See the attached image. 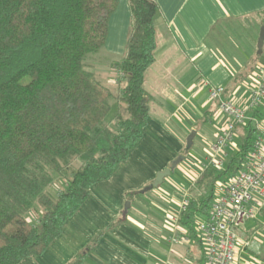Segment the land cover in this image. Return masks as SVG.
Masks as SVG:
<instances>
[{"label":"trees","instance_id":"trees-1","mask_svg":"<svg viewBox=\"0 0 264 264\" xmlns=\"http://www.w3.org/2000/svg\"><path fill=\"white\" fill-rule=\"evenodd\" d=\"M128 5L124 54L110 63L125 79L124 108L111 127L104 118L113 93L85 60L103 47L117 0H0V264L42 254L91 187L110 178L143 137L150 110L144 74L155 60L159 9L156 0ZM259 14L264 20V9ZM256 135L247 121L225 164L199 172L178 225L199 239L194 219L208 214L216 183L241 169ZM58 179L65 186L53 194ZM147 190L125 193L126 202ZM38 208L36 223L27 219ZM120 219L67 264H80Z\"/></svg>","mask_w":264,"mask_h":264},{"label":"crops","instance_id":"crops-1","mask_svg":"<svg viewBox=\"0 0 264 264\" xmlns=\"http://www.w3.org/2000/svg\"><path fill=\"white\" fill-rule=\"evenodd\" d=\"M156 2L157 48L155 60L144 74L150 110L143 137L110 178L91 187L87 199L46 250L18 264H67L98 231L117 218H121L120 222L103 234L80 264H204L201 244L190 240L189 231L178 233L183 245H176L179 240L174 244L161 241L156 220L146 216V208L152 204L162 207L170 214L173 228H177V221L172 217L178 211L168 207L162 192L150 195V184L181 154L188 131L198 121L194 137H209L212 143L228 120L217 109L216 101L212 100L213 107L208 108V84L198 86L199 79L224 86V98L246 109L249 118L263 117L264 98L252 108L247 106L257 69L264 68V42L260 52L256 45L259 28L264 24L258 17L264 0ZM129 23L128 0H122L121 5L118 1L110 15L104 43L109 53L124 52ZM106 79L111 85L118 82ZM241 132L242 126H237L234 139ZM229 147L232 145L227 147L228 155ZM200 171L199 167L187 176L188 180L182 179L175 195L178 204L184 195L192 194ZM146 186L149 190L126 202L125 193ZM237 235L232 264H264V212L243 222Z\"/></svg>","mask_w":264,"mask_h":264},{"label":"built area","instance_id":"built-area-1","mask_svg":"<svg viewBox=\"0 0 264 264\" xmlns=\"http://www.w3.org/2000/svg\"><path fill=\"white\" fill-rule=\"evenodd\" d=\"M198 86L208 84V96L216 101L217 109L228 120L214 141L210 144V154L200 168L211 165L222 167L228 158V145L233 141L236 127L250 121L257 130L253 146L242 167L228 180L216 183L214 196L208 214L196 224L197 235L203 251L204 264H232L235 259L238 229L248 219L264 212V116L248 117L246 109L232 100L224 98L225 87L212 85L206 79H199ZM264 98V68L257 69V80L250 90L247 108L258 105ZM189 197L184 195L177 214L184 209ZM172 242L179 238L173 236Z\"/></svg>","mask_w":264,"mask_h":264},{"label":"rangeland","instance_id":"rangeland-1","mask_svg":"<svg viewBox=\"0 0 264 264\" xmlns=\"http://www.w3.org/2000/svg\"><path fill=\"white\" fill-rule=\"evenodd\" d=\"M119 1V5H121L122 0H117ZM259 18H262V16H258ZM264 26V24L262 25ZM261 27V26H260ZM260 30V28H259ZM124 52L121 54V52L114 54V53H109L107 50V45H103V47L94 53H91L87 56L85 62L86 66L85 68L92 71L95 76L105 85H107L113 93V97L110 100V111L104 118V122L108 123L109 126L113 127V117L117 112L123 111V102L120 99V93L122 87L125 85V79L123 76H120L118 71L110 67V63L113 60L120 59L123 56ZM107 77H110L112 79L117 80L118 82H115V85H111V83H107ZM209 97V96H208ZM210 99V98H209ZM208 99V108H212V100L213 99ZM205 110V109H204ZM200 126V121H198L191 129L188 131V134L185 137V142H184V148L177 157L180 155L183 156V159H180L174 170L170 173V175L166 176L163 180V182L158 185L157 187L152 188L150 195L153 193L157 194L162 192L164 195H161V198L163 200H167L168 207L173 208L174 210L179 209V202L178 200H175V195L177 194L178 196V190L177 187L182 184V179L185 178L188 180V177L191 173L193 174V171L201 166V164L207 160L209 154H210V144L211 140L209 137L205 136H200L199 134L194 137L193 144L186 149L185 148V143H186V138L190 134L192 130L198 129ZM195 128V129H194ZM240 137H237L236 139H233V141L230 143L232 145L231 149L229 147V152L233 153L236 149L237 142L239 141ZM176 157V158H177ZM65 185L63 184V181L61 179H58L57 182L53 183L49 187V191L55 194L57 190L63 188ZM174 196V197H173ZM162 200V201H163ZM153 206V207H152ZM150 205L149 207L146 208V216L152 217L156 220V223L158 228L160 229V239L162 242H167L174 244V242L171 241V237L173 236H178L179 232L183 231H189L188 228L178 225L177 228H173L172 220L170 219V214H166L165 210L160 207V208H155L156 205ZM151 209H154L153 211ZM41 213V209L38 208L37 211L35 210H30L27 214L26 217L27 219L33 221L36 223V219ZM199 220V217H196L194 219V228L196 230V224L197 221ZM249 225V224H248ZM170 226V227H169ZM197 232V231H196ZM190 240L193 243H198L199 239L197 236H194L192 232H190ZM191 243L192 245H194ZM184 241L182 238L180 239L179 237V243L176 245H183Z\"/></svg>","mask_w":264,"mask_h":264},{"label":"water","instance_id":"water-1","mask_svg":"<svg viewBox=\"0 0 264 264\" xmlns=\"http://www.w3.org/2000/svg\"><path fill=\"white\" fill-rule=\"evenodd\" d=\"M263 42H264V26H261L258 37H257V41H256L258 52H260L262 50ZM194 135H195V130H192L190 132V134L187 136L186 143H185L186 149H188L191 146L192 139H193ZM180 159H183L182 155L173 159L168 167H166L162 171H159L155 175L154 179L152 180V182L150 184V188H154V187H157L158 185H160L163 182L164 178L166 176L170 175V173L174 170V168L176 167V165L178 164Z\"/></svg>","mask_w":264,"mask_h":264}]
</instances>
